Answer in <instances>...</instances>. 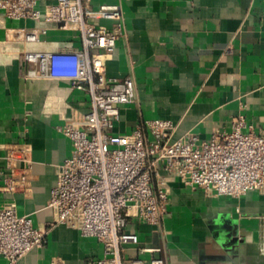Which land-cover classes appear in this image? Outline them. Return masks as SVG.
Masks as SVG:
<instances>
[{"label": "crops", "instance_id": "0c3cea01", "mask_svg": "<svg viewBox=\"0 0 264 264\" xmlns=\"http://www.w3.org/2000/svg\"><path fill=\"white\" fill-rule=\"evenodd\" d=\"M119 4L126 33L108 56L107 74L136 83V99L120 106L116 133L130 134L144 120L170 119V141L195 133L209 139L229 131L246 105V121L264 136V0H90L91 8ZM43 8V3L40 4ZM108 28L113 21L98 22ZM46 27L39 42H15L10 29ZM72 29L0 14V205L14 204L38 227L56 218L48 206L57 167L71 156V140L59 131L67 116L90 109V94L70 81L29 79L22 52L79 49ZM152 139L150 132H147ZM18 143L30 144V179L5 189V156ZM162 174L166 172L161 169ZM169 214L161 225L131 218L127 231L139 242L126 258L166 264H264V191L218 197L170 177ZM159 249V250H156ZM104 255L94 237L66 224L49 227L43 247L18 264H90ZM0 264L10 262L0 256Z\"/></svg>", "mask_w": 264, "mask_h": 264}, {"label": "built area", "instance_id": "2783aa9c", "mask_svg": "<svg viewBox=\"0 0 264 264\" xmlns=\"http://www.w3.org/2000/svg\"><path fill=\"white\" fill-rule=\"evenodd\" d=\"M0 14L56 24L81 37L79 49H26L22 57L31 64L26 78L68 80L91 97L88 112H74L58 127L73 151L57 167L48 203L56 214L49 227L66 224L103 244L104 255L90 264H166L162 256L149 263L126 258L125 250L139 242L136 233L127 231L131 218L159 226L169 214L170 177L218 197L264 191V136L248 125L244 103L229 131L206 140L190 132L170 141L176 126L162 118L144 120L130 134L114 131L120 106L136 99L131 75L107 74L108 56L126 33L119 4L91 8L90 0H0ZM102 20L113 21V26L99 24ZM41 33L47 28H15L8 38L39 42ZM5 160V189L25 186L32 163L30 144L18 143ZM49 227L36 226L31 216L18 214L14 204L0 205V256L18 264L32 249L43 247Z\"/></svg>", "mask_w": 264, "mask_h": 264}]
</instances>
